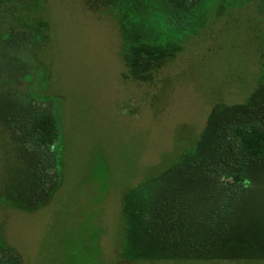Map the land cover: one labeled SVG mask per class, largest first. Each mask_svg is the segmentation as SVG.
I'll list each match as a JSON object with an SVG mask.
<instances>
[{
    "label": "rangeland",
    "instance_id": "obj_1",
    "mask_svg": "<svg viewBox=\"0 0 264 264\" xmlns=\"http://www.w3.org/2000/svg\"><path fill=\"white\" fill-rule=\"evenodd\" d=\"M165 15L0 0V264H264V157L230 136L264 125V0H206L178 32ZM41 111L57 148L26 135ZM171 203L161 238L144 214Z\"/></svg>",
    "mask_w": 264,
    "mask_h": 264
},
{
    "label": "trees",
    "instance_id": "obj_2",
    "mask_svg": "<svg viewBox=\"0 0 264 264\" xmlns=\"http://www.w3.org/2000/svg\"><path fill=\"white\" fill-rule=\"evenodd\" d=\"M205 1L206 0H160L162 8L167 13L170 14V15H165L164 24L170 30H174L177 32L181 31V29L186 26L189 20L188 18H190L194 14L195 10H197ZM220 126L222 127V125ZM26 135L28 139L31 140V142L37 146H46V147L56 146L57 148L59 132L58 129L56 128L53 113L50 111L34 112L32 115L31 123L27 128ZM230 136L232 137V140L235 142V145L241 157L244 158L246 161H249V163L250 161H258L264 157V125H262L261 123L249 122L245 124H235L231 128ZM216 144H218L216 145V147L219 146V148L225 149L226 146L225 141L221 142L219 141V139L218 140L216 139ZM56 148L54 149V157H53L54 161L56 162L55 167H57V165L59 164L57 162L58 150ZM249 163L247 164L246 168L242 166L241 170L234 172L232 174V177L235 180L234 184H237L239 192L242 191V189L248 184V178L250 177ZM163 203L164 202L162 201V203L159 204L164 206ZM178 205L179 204L177 203H171L167 208L166 211L167 214L165 215L158 208H157L158 212L157 211L154 213L147 212L144 214L146 221L149 219L151 222L155 223V225L157 224L160 225V229H158L159 231L158 235H160L161 238L166 235L168 236L175 235L171 232L170 225L165 227V225L163 224L164 221L180 222L181 220V222H183L182 218H179L181 213L178 212V210H176V207H178ZM226 207H224L222 211H220V215L226 212ZM167 217L169 218V220H167L168 219ZM147 231L151 232L150 229H148ZM192 249L195 250V248ZM158 257L159 258L169 257V255L166 254L147 255V256H141L139 257V259L158 258ZM205 257L209 259L217 258L214 255L213 256L209 255Z\"/></svg>",
    "mask_w": 264,
    "mask_h": 264
}]
</instances>
